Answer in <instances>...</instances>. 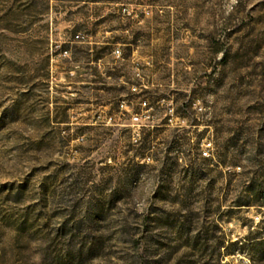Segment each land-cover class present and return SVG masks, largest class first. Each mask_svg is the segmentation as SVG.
Masks as SVG:
<instances>
[{
	"label": "rangeland",
	"instance_id": "obj_1",
	"mask_svg": "<svg viewBox=\"0 0 264 264\" xmlns=\"http://www.w3.org/2000/svg\"><path fill=\"white\" fill-rule=\"evenodd\" d=\"M263 178L264 0H0V264H264Z\"/></svg>",
	"mask_w": 264,
	"mask_h": 264
},
{
	"label": "trees",
	"instance_id": "obj_2",
	"mask_svg": "<svg viewBox=\"0 0 264 264\" xmlns=\"http://www.w3.org/2000/svg\"><path fill=\"white\" fill-rule=\"evenodd\" d=\"M90 55V54H89ZM102 58V56L97 53L94 55L93 60L99 61ZM149 139H143V144L147 146L149 144ZM264 182V178H263ZM237 201H235V206H251V205H258V206H264V187L261 185H251L246 188L245 194L240 193V195L237 197ZM263 245L264 246V236L261 237L258 243H255L254 245Z\"/></svg>",
	"mask_w": 264,
	"mask_h": 264
}]
</instances>
